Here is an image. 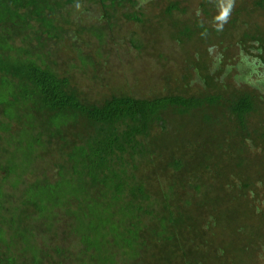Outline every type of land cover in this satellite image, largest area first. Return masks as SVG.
Returning <instances> with one entry per match:
<instances>
[{
  "label": "trees",
  "instance_id": "obj_1",
  "mask_svg": "<svg viewBox=\"0 0 264 264\" xmlns=\"http://www.w3.org/2000/svg\"><path fill=\"white\" fill-rule=\"evenodd\" d=\"M145 2L0 0V264H263L264 0ZM82 3L105 24L73 17ZM115 20L169 26L163 91L131 94L128 73L88 99L119 78L97 50Z\"/></svg>",
  "mask_w": 264,
  "mask_h": 264
},
{
  "label": "rangeland",
  "instance_id": "obj_2",
  "mask_svg": "<svg viewBox=\"0 0 264 264\" xmlns=\"http://www.w3.org/2000/svg\"><path fill=\"white\" fill-rule=\"evenodd\" d=\"M147 1L149 0H146L144 4H146ZM199 2L200 0H190L189 2L188 7L190 9V12L193 15L199 12V5H198ZM159 10L157 9L156 11L159 12ZM68 11L71 12L73 17L84 20V24H83L84 27H86L87 24H89L90 26H97V25L105 24V21H103L101 18V15H100L101 13L98 12L95 6L89 5L88 3H82L80 5L68 7ZM198 15L202 17L201 13H199ZM224 19L226 18H223V20ZM262 22L264 23L263 19H262ZM112 23H114L115 25L113 28L108 29L109 35L105 39V44L101 46L98 43L99 41L97 39L95 40L93 39L94 43L90 42L89 46L88 45L86 46L85 43H83V40H86L87 42V39H88L87 35L83 34L82 38L80 39L79 37L75 35V32H77V29L75 27L74 29H72V31L69 32V35H72L73 37V41H76L78 46H80L84 52L86 53L88 52L92 56L93 54H96L95 51L97 50L99 53L101 54L103 53V56L98 57V58H101L102 60L105 59L104 62H108V63H104V66L103 65L99 66L100 69L104 71V74H101V76H104V81L109 80L110 73H116L118 75L117 77H119V78H116V77L112 78V82L114 83L109 82V83H105L107 85H103V84H101V86L99 85L96 91L89 90L88 99L90 101H95L97 99L96 96L98 95H103V94L110 95L112 92V90L110 89L111 86L117 87V85L121 84L120 78L125 79L128 76L132 75V78L136 79L137 74L141 76L142 82L137 83L132 78L128 77L131 81L128 79V81L124 85L126 89H130L129 92L131 94H134L136 96L147 97L153 94V92L156 93V92L163 91L165 89V85H166L165 81H167L168 79L169 71L170 70L172 71L178 66L173 61H174V56L177 55L181 49L180 45L174 40H168L166 42V45H163L161 43L160 45H163V46H159V47L156 44L160 41L159 39H161V37L165 38L167 36L166 31L167 32L169 31L167 30L169 26L165 24L162 30H157L158 28L155 29L153 27L154 25L150 24L151 26L150 28H148V31H149L148 34L150 35V38L146 39V31H144V27L141 25H136L132 22H127L125 20H115V21H112ZM157 27H160V26H157ZM133 42H135L137 46H142L143 48L136 50L133 47L134 46ZM148 44L150 46V52H149ZM98 45L100 47L97 48L96 50L95 47ZM146 46L148 47L147 50L145 49ZM73 53H74L75 60L72 59V61L78 63L79 64L78 66L81 67V62L78 59L80 55L78 54V48ZM161 54L165 55L163 59L159 57ZM216 55L217 54L215 53V50L211 52V58L213 59V61L215 59V61L218 62L220 61V59L218 56L217 58H215ZM166 56L170 58L171 60L170 62L166 61L167 60ZM127 57L132 58V60L128 63H126ZM101 59L99 61V59H96L94 57L93 60L94 62H101ZM68 60L69 61H63V69L66 68L67 63L69 64L71 62L70 59ZM243 60H244L245 68H243V70L242 69H239V70H240V73L241 72L243 73L242 78L244 80L246 79L248 82L253 81L254 79L260 78L263 75V73L260 72L262 70L261 66L254 67L255 71H259V72L256 73L252 71L251 69L252 65L257 64V61L255 59L253 60L255 63L251 62L250 57H246ZM87 65L73 71L75 72V76L79 84H83L85 82V78H83L82 76L84 75L83 69L87 70ZM129 68L131 69L133 68L134 70L133 69L129 70ZM143 68H146V70H148L150 74L144 76L145 73L141 71L143 70ZM123 69H125L126 72L127 71L128 72L124 73ZM261 78H264V76ZM118 93L119 91L116 92V94ZM261 254L263 255V258H264V250L261 252Z\"/></svg>",
  "mask_w": 264,
  "mask_h": 264
}]
</instances>
